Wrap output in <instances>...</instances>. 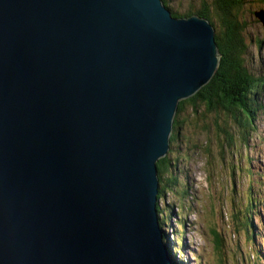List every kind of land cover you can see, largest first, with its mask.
Masks as SVG:
<instances>
[{
  "label": "water",
  "instance_id": "water-1",
  "mask_svg": "<svg viewBox=\"0 0 264 264\" xmlns=\"http://www.w3.org/2000/svg\"><path fill=\"white\" fill-rule=\"evenodd\" d=\"M217 61L161 0H0V264H173L155 161Z\"/></svg>",
  "mask_w": 264,
  "mask_h": 264
},
{
  "label": "rangeland",
  "instance_id": "rangeland-1",
  "mask_svg": "<svg viewBox=\"0 0 264 264\" xmlns=\"http://www.w3.org/2000/svg\"><path fill=\"white\" fill-rule=\"evenodd\" d=\"M166 1L180 15L204 3L213 34L219 28L214 0ZM227 11L244 20L237 28L245 47L238 60L249 76L264 81V0H242ZM260 86L253 98L261 107L249 115V126L239 110L205 111L203 101L184 103L177 114L176 135L165 153L168 166L160 173L166 178L168 169L174 179L158 184L164 191L156 201L158 226L175 264H264V254L256 257L257 246L264 248V201L258 203L256 195L264 198V82ZM247 197L256 206L251 226L242 213Z\"/></svg>",
  "mask_w": 264,
  "mask_h": 264
},
{
  "label": "trees",
  "instance_id": "trees-1",
  "mask_svg": "<svg viewBox=\"0 0 264 264\" xmlns=\"http://www.w3.org/2000/svg\"><path fill=\"white\" fill-rule=\"evenodd\" d=\"M164 7H166L172 16L175 17H186L190 14L200 16L206 18L209 23L212 25V21H210L209 16L206 12L205 4H202V7L196 11L195 13H191L190 11H186L184 13H177L171 9V7L167 4L166 0H161ZM215 9L217 10L216 16L219 19V28L214 30L213 39L216 45V51L219 57V64L216 68V71L213 76H211L208 81L200 86L195 92L191 95L179 99L176 103V108L174 114L172 116L171 121V131L169 135V142L174 139L176 135V129L178 127L177 114L182 109L184 103H187L191 106H195L197 101H203L206 105L205 111H213L214 109H218L221 111V108H225V111H231L235 114V111L239 110V112L247 119L246 124L249 126L251 124L249 115H253L254 112L261 107L258 104L256 98L254 99V94L257 95L259 93L262 86L263 79L255 77H251L245 72V66L241 64L238 60V55L245 48L244 42L242 40V36L238 31V26L241 27L244 25V20L239 21L236 16L229 15L227 7L230 5L236 6L242 3V0H214ZM219 9V10H218ZM243 23V24H242ZM213 26V25H212ZM228 64L230 67H228ZM215 112V111H214ZM172 138V139H171ZM169 145V143H168ZM168 156L164 155L159 157L155 164L156 170L158 173L159 182L162 185H167L173 183L174 176H171L170 172L165 171L166 178H161V170L168 166ZM168 173V174H167ZM163 186L158 190V196L162 195ZM258 195V203L264 201L263 193H257ZM256 212L255 201L250 200L247 197L245 204L243 205L242 213L247 217V221L250 222V217L254 216ZM262 221V219H260ZM253 227V226H252ZM247 230V228H245ZM252 234L250 232V238L252 239ZM165 232H162V237L165 236ZM168 249V248H167ZM180 250L182 252V246H180ZM257 259L263 257L264 248L263 246H257ZM175 252L178 253V249H175ZM173 264L175 262L172 260Z\"/></svg>",
  "mask_w": 264,
  "mask_h": 264
},
{
  "label": "bare ground",
  "instance_id": "bare-ground-1",
  "mask_svg": "<svg viewBox=\"0 0 264 264\" xmlns=\"http://www.w3.org/2000/svg\"><path fill=\"white\" fill-rule=\"evenodd\" d=\"M254 13V12H253ZM264 15V14H263ZM158 159V158H157ZM156 159V160H157ZM156 162V161H155ZM155 168H156V164H155ZM156 175H157V180H158V183H157V191H156V201H157V197H158V195H157V193L159 194V192H158V190H159V185L158 184H160V182H159V178H158V173H157V170H156ZM161 236H162V234H161ZM162 239H163V237H162Z\"/></svg>",
  "mask_w": 264,
  "mask_h": 264
}]
</instances>
